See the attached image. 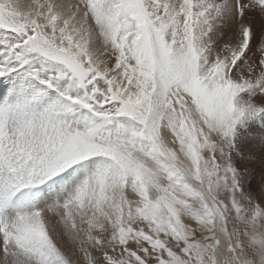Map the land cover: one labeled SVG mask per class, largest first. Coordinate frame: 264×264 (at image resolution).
<instances>
[{
  "label": "snow or ice",
  "instance_id": "obj_1",
  "mask_svg": "<svg viewBox=\"0 0 264 264\" xmlns=\"http://www.w3.org/2000/svg\"><path fill=\"white\" fill-rule=\"evenodd\" d=\"M0 264H264V0H0Z\"/></svg>",
  "mask_w": 264,
  "mask_h": 264
}]
</instances>
